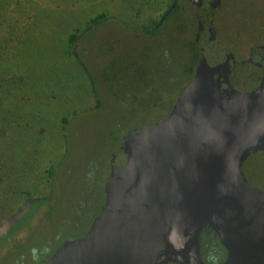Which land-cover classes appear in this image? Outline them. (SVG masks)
Wrapping results in <instances>:
<instances>
[{
  "label": "water",
  "instance_id": "water-1",
  "mask_svg": "<svg viewBox=\"0 0 264 264\" xmlns=\"http://www.w3.org/2000/svg\"><path fill=\"white\" fill-rule=\"evenodd\" d=\"M157 95L109 152L85 233L41 264H207L202 230L216 234L219 264H264V69L228 55L191 61ZM49 194L3 217L0 236Z\"/></svg>",
  "mask_w": 264,
  "mask_h": 264
},
{
  "label": "rangeland",
  "instance_id": "rangeland-1",
  "mask_svg": "<svg viewBox=\"0 0 264 264\" xmlns=\"http://www.w3.org/2000/svg\"><path fill=\"white\" fill-rule=\"evenodd\" d=\"M153 1L0 0V171L3 181L10 184L6 189L0 186V210L12 188L45 195L47 168L61 159L53 175L51 203L46 209L41 202L35 203L41 204L39 212L31 217L32 209L25 216L23 229L8 241L6 236L0 237V264H39L53 248L38 245L48 242L47 235L55 228L64 231V238L80 233L88 226L85 215L96 213L100 202L97 185L102 197L103 172L99 170V179L93 184L94 174L91 171L90 178L88 173L94 160L100 157L104 161L122 130L134 121L118 116L123 113L117 103L108 100L101 106L95 99L101 94L121 97L124 92H135L138 85L134 82L144 67L162 75V67L172 68L170 59L159 51L148 56L137 30L131 36L105 14L137 27L148 26L156 13ZM97 14L105 17L91 23ZM255 20L261 24L228 21L220 36L225 50L219 58L231 49L228 54L233 61L240 59L242 66L256 68L258 64L264 69V20ZM75 30L76 39L68 50L67 37ZM74 110L77 114L62 132L61 117ZM85 209L88 214H83ZM70 219H76V224L67 223ZM30 245L32 250L13 260V253L25 252Z\"/></svg>",
  "mask_w": 264,
  "mask_h": 264
},
{
  "label": "flooded vegetation",
  "instance_id": "flooded-vegetation-1",
  "mask_svg": "<svg viewBox=\"0 0 264 264\" xmlns=\"http://www.w3.org/2000/svg\"><path fill=\"white\" fill-rule=\"evenodd\" d=\"M153 2L158 6L154 8L155 17L150 25L144 26L143 30L137 28V25L133 23H123L119 17L106 13L114 25L126 28L130 31L131 36H135L136 30L139 32V36L145 41V44H142L141 41L139 43L146 48L148 56L153 50H157L163 58L170 59L172 63L171 69H166V66L161 68L165 72L163 75L152 70L153 68L150 70L151 73L147 67H144L142 74L134 82L138 85V90L133 93L124 92L121 97H108L99 92L101 94L97 95L99 98L96 96L95 101H99V105L105 104L104 102H108V100L112 104L117 103L115 106L123 113H117L118 116L122 115L125 117L124 119L134 121V124L139 120L142 113L157 103L158 92L165 89L179 74H183L191 61L193 64L204 60L215 62L219 58L218 56L225 50L220 43V36L224 33L223 28L228 24V21L234 18L236 21L245 22L248 13L258 14L264 9V0H156ZM147 4L150 5V3ZM230 52L231 49L224 56H229L228 53ZM144 56L147 57L145 51ZM162 57L161 66L164 64ZM159 74L162 77L160 79L158 78ZM134 124L129 126L127 130L121 128L122 133L118 139L120 140L121 136ZM108 154L104 158L105 162ZM97 161L99 163L89 172V175H91V171L92 175L94 174L90 180L92 184L98 180V170H102L105 166L100 157ZM63 241L65 240L61 242ZM206 263L208 264L207 261Z\"/></svg>",
  "mask_w": 264,
  "mask_h": 264
},
{
  "label": "trees",
  "instance_id": "trees-1",
  "mask_svg": "<svg viewBox=\"0 0 264 264\" xmlns=\"http://www.w3.org/2000/svg\"><path fill=\"white\" fill-rule=\"evenodd\" d=\"M3 2V0H2ZM106 15V14H105ZM104 14H97L95 15L94 17H92L90 19V22H95V21H99L100 18H104L105 17ZM107 16V15H106ZM108 17V16H107ZM109 18V17H108ZM139 29H144L145 27L142 26V27H137ZM141 30V31H142ZM77 33H78V30H75L73 33L69 34L68 37H67V44H68V50H69V47H71L73 45V42L75 41L76 39V36H77ZM102 106V105H101ZM77 114V111L74 110L73 112H71L69 115H65V116H62L61 119H60V122H61V130L62 132L64 130H66V126L68 125V122L69 120ZM126 130V129H125ZM119 139L116 140V142H118ZM115 144H112L111 147H110V151L111 149L114 147ZM108 157V156H107ZM103 160V159H102ZM107 160V159H106ZM61 162V159L58 160V162L56 163H53V164H50L49 167L47 168V175H48V187L50 188V194L49 196H51V193H52V189H54L53 187V183H54V180H55V176L54 175V171L55 169L57 168V171L59 169L60 166L59 163ZM94 166H96L97 163H99L96 159L94 160ZM104 163H106L104 161ZM105 165V164H104ZM93 166V169L95 168ZM103 172V175L105 173V166H103L102 170ZM89 174V173H88ZM2 175V172L0 171V186L3 187L4 189H6L10 184H7V182L1 177ZM98 175H99V170H98ZM99 179V177H98ZM98 186V187H97ZM95 186L97 187V190L99 191V195H100V202H99V206H98V209L96 211V213L92 216H86L85 215V218H88V226L90 224V222L92 221V219L98 214V212L100 211L101 207H102V197H101V193H100V186H99V183L98 185ZM94 187V188H95ZM93 188V189H94ZM55 190V189H54ZM10 196L5 200L3 206L1 207V210H0V220L7 216L8 214H10L11 212H13L14 209H16V207H18L20 204L26 202V199L28 196L32 195L30 192H27V191H24V190H19V189H13L10 191ZM92 193V192H91ZM5 196V195H4ZM49 196L45 197V198H40L38 200H35L32 202V204L29 206L28 210L21 216V219H20V222L18 223H15L14 226L12 228H10L5 234L4 236H6L7 240H10L11 236L13 234H16L18 233L21 229H23L25 226L22 225L23 221H24V218L27 214H29L32 209L33 212L31 214V217L34 215V214H37V212H39V209H40V205L44 204V208L46 209V205L47 203H51L50 201L48 202V198H50ZM50 200V199H49ZM40 205L38 206H35L36 204L35 203H40ZM35 208H32L34 207ZM44 209V211H45ZM88 210H84L83 211V214H88ZM29 217V216H28ZM30 217V218H31ZM44 217V212H43V216ZM46 218V217H45ZM67 223H70V224H73L75 223L76 224V219L74 221H72V219H70L69 221L67 220ZM22 225V226H21ZM16 226H20L19 229L18 227L17 228H14ZM87 226V227H88ZM87 227L85 229H83V231H81L80 233H76L75 235H72L70 237H67V238H64L63 235H64V231H61L59 230L58 228H55V231H53L52 234L50 235H47L48 237L45 239V241H48L47 243L43 242V244H38L40 245L42 248H47L48 246H52V250L50 251V253H48V255L42 259L39 264H41L42 262H44L49 256L50 254L54 251V249L58 246V244H60V242L62 240H71L75 237H80L84 231L87 229ZM18 229V230H17ZM11 230H13V232H11L9 235H8V232H10ZM3 236V235H1ZM0 236V237H1ZM32 236V234H31ZM34 238H37V236L35 235ZM29 237L26 239L28 240ZM26 244H32V242H27V241H24L23 243ZM22 243H19V244H16V246H20ZM199 244H200V255L202 257V259L205 261L207 260L208 264H214L216 262H220L222 261L223 257H224V250L222 249L221 246H219L217 240H216V234L212 231H209V230H202L199 234ZM15 246V247H16ZM28 249L25 251V252H20V250H17L15 253H13L11 255V257L13 258V260L17 259L18 256L22 253H27L29 252L30 250H32V248H34L32 245H30V247H27ZM219 251H220V254H219ZM32 252V251H31ZM205 258V259H204ZM206 262V261H205Z\"/></svg>",
  "mask_w": 264,
  "mask_h": 264
}]
</instances>
